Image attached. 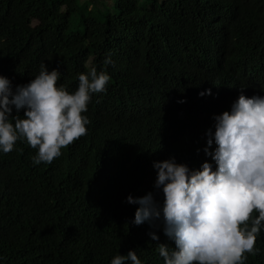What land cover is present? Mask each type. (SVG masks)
Listing matches in <instances>:
<instances>
[{
	"label": "trees",
	"instance_id": "1",
	"mask_svg": "<svg viewBox=\"0 0 264 264\" xmlns=\"http://www.w3.org/2000/svg\"><path fill=\"white\" fill-rule=\"evenodd\" d=\"M41 62L69 92L92 66L110 81L83 113L86 134L51 163L33 164L23 140L0 153V264H110L130 249L164 264L158 243L174 241L131 223L126 197L155 192L153 161L215 167L212 115L264 95V0H0V74L15 87ZM254 246L245 264H264V231Z\"/></svg>",
	"mask_w": 264,
	"mask_h": 264
},
{
	"label": "clouds",
	"instance_id": "2",
	"mask_svg": "<svg viewBox=\"0 0 264 264\" xmlns=\"http://www.w3.org/2000/svg\"><path fill=\"white\" fill-rule=\"evenodd\" d=\"M109 63L106 57L104 64ZM61 75L41 62L34 78L13 87L0 74V153L23 140L37 150L33 164L51 163L62 148L86 134L90 121L83 113L93 94L106 91L110 76L92 66L78 75L77 88L69 92L56 83ZM205 93L211 89L199 94ZM212 120L203 151L215 167L204 160L199 168H190L174 156L153 161L155 192L126 197L139 205L131 223L162 228L174 241L171 248L158 243L164 264H245L246 253L259 252L254 245L264 231V95L241 92ZM148 235L159 239L156 231ZM129 260L142 264L133 249L115 255L110 264Z\"/></svg>",
	"mask_w": 264,
	"mask_h": 264
},
{
	"label": "rangeland",
	"instance_id": "3",
	"mask_svg": "<svg viewBox=\"0 0 264 264\" xmlns=\"http://www.w3.org/2000/svg\"><path fill=\"white\" fill-rule=\"evenodd\" d=\"M86 1L87 0H79V3L84 5ZM106 1L110 2V0H106ZM70 27H71V29H78V26H77V23H76V20H75V16H73V18H72V20L70 22Z\"/></svg>",
	"mask_w": 264,
	"mask_h": 264
},
{
	"label": "bare ground",
	"instance_id": "4",
	"mask_svg": "<svg viewBox=\"0 0 264 264\" xmlns=\"http://www.w3.org/2000/svg\"><path fill=\"white\" fill-rule=\"evenodd\" d=\"M190 108V107H189Z\"/></svg>",
	"mask_w": 264,
	"mask_h": 264
}]
</instances>
